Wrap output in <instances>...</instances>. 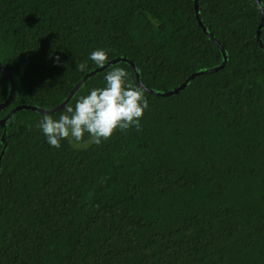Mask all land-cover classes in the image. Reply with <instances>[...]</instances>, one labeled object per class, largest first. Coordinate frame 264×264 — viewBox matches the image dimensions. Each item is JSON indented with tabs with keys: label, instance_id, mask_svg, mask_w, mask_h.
<instances>
[{
	"label": "trees",
	"instance_id": "obj_1",
	"mask_svg": "<svg viewBox=\"0 0 264 264\" xmlns=\"http://www.w3.org/2000/svg\"><path fill=\"white\" fill-rule=\"evenodd\" d=\"M262 7L0 0V63L15 82L0 119L24 106L0 124V264H264ZM96 49L118 61L42 112L99 67ZM113 66L145 89L140 129L52 147L42 116L58 119ZM11 90L0 68V104Z\"/></svg>",
	"mask_w": 264,
	"mask_h": 264
},
{
	"label": "clouds",
	"instance_id": "obj_2",
	"mask_svg": "<svg viewBox=\"0 0 264 264\" xmlns=\"http://www.w3.org/2000/svg\"><path fill=\"white\" fill-rule=\"evenodd\" d=\"M109 51L96 49L90 53V59L103 67L109 61ZM86 67V63L77 65L80 71ZM104 80L103 87L93 88L87 95L80 96L58 119L48 114L42 116L38 127L52 147L60 148L61 142L67 139L74 148H86L110 139L117 130L140 129V121L149 108L145 89L120 66H113Z\"/></svg>",
	"mask_w": 264,
	"mask_h": 264
},
{
	"label": "water",
	"instance_id": "obj_3",
	"mask_svg": "<svg viewBox=\"0 0 264 264\" xmlns=\"http://www.w3.org/2000/svg\"><path fill=\"white\" fill-rule=\"evenodd\" d=\"M257 1H259V0H257ZM195 4H196V11L198 12V0H195ZM261 13H262V22H261V26H262V25L264 24V8H263V7L261 8ZM197 18H198V21H199L200 26H202V27L206 30V28H205V26H204V24H203V21H202V19H201V16H200L199 14H197ZM208 34L213 38V40H214L218 45L221 46V43H220L215 37H213V35H212L211 33H208ZM221 48L223 49L222 46H221ZM117 61H118V58H115V59H113L112 61L106 63L103 67H97V68L94 69L93 71H91V72L85 74L84 76H82V78L79 80V82H77V83L75 84V86L73 87V89L71 90L69 97H68L65 101H63L61 104H59L58 106H56V107H54V108H52V109H49V110H45V109H40V110H41L42 112H55V111H58V110L62 109L63 106L66 104V102L69 100V98L75 93V91L80 87V85H81V84H82V83H83L88 77H90V76L93 75L94 73H97V72H99V71H101V70H103V69H106V68L110 67L111 65H113V64H114L115 62H117ZM131 63H133V62H131ZM134 67H135V71H136V74H137L138 81H139L140 85L143 86V83H142V81H141V79H140V75H139L138 67L135 66V65H134ZM0 68H2V69L5 71V73L7 74V76L10 78L11 85H12V90H11V93H10L9 97L7 98V100H6L5 102H3L2 104H0V110H1V109H3L6 105H8L9 102L11 101V98H12L13 93H14V90H15V82H14V80H13L12 75L9 73V71H8V70H7V69H6L1 63H0ZM217 69H218V68H215V69H211V70H209V71H213V70H217ZM195 75H196V73H194V74L192 75V77H194ZM186 84H187V81L183 82V83L180 85V87H178V88H176V89L174 90V92H178L179 90L183 89V88L186 86ZM147 90H148V89H147ZM171 93H172V92H168L167 94H171ZM22 107H24V106H17L16 108L12 109V110L7 114V116H6L5 118L0 119V124H5L6 122H8V121L10 120V118H11L13 112H15L17 109L22 108ZM26 107H32V108H33V106H26Z\"/></svg>",
	"mask_w": 264,
	"mask_h": 264
}]
</instances>
